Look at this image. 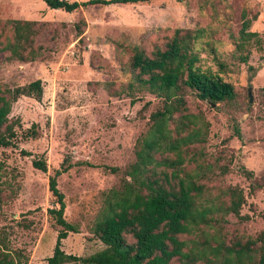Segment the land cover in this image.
Listing matches in <instances>:
<instances>
[{
    "label": "rangeland",
    "instance_id": "374dc122",
    "mask_svg": "<svg viewBox=\"0 0 264 264\" xmlns=\"http://www.w3.org/2000/svg\"><path fill=\"white\" fill-rule=\"evenodd\" d=\"M243 13L257 15L250 26L256 35L242 51L249 53L247 63L235 49ZM8 19L37 22L35 46L41 52L28 62L0 53V88L35 79L43 86L40 101L21 96L12 104L9 117L19 119L17 146H0V239L15 264H46L53 253L58 226L48 209L58 204L48 181L63 167L57 185L64 217L77 227L62 239L63 250L88 256L104 247L91 231L102 193L120 187L121 171L135 159L136 142L161 105L147 92L136 93L139 99L131 102L134 48L150 54L177 28L200 31L202 37L193 42L200 64L217 69L215 48L225 64L223 75L239 93L238 107L188 99L189 110L201 114L208 128L205 142L196 144L204 152L198 161L219 157L226 166L206 182L210 192L237 185L245 196L239 215L221 222L222 232L229 239L246 238L264 228V0H151L90 4L74 12L52 9L43 0H0L3 36L9 34ZM34 123L37 136L26 135ZM34 157L45 159L46 172L32 165ZM243 167L253 174L247 176Z\"/></svg>",
    "mask_w": 264,
    "mask_h": 264
},
{
    "label": "trees",
    "instance_id": "16d2710c",
    "mask_svg": "<svg viewBox=\"0 0 264 264\" xmlns=\"http://www.w3.org/2000/svg\"><path fill=\"white\" fill-rule=\"evenodd\" d=\"M43 1L52 9L74 12L90 4H136L151 0ZM245 15L242 14L235 41L237 58L243 63L248 62L249 53L243 52L256 35L250 26L252 19L257 18L256 14ZM36 23L6 20L4 26L9 34L0 33V53L6 52L7 59L22 62L38 57L41 47L35 46ZM77 28L81 32L79 24ZM201 37L200 31L177 28L164 47L156 46L150 54L134 48L132 79L128 84L131 102L139 99L136 93L147 92L158 97L161 105L151 112L150 126L136 142L135 159L121 171L120 187L102 193V205L91 231L104 247L88 256L63 250L62 239L69 232H76L77 227L64 217V195L57 185V178L66 167L56 169L48 185L58 207L48 209V213L58 229L53 253L46 264H264V228L254 237L229 239L220 226L226 215H239L245 202L242 188L230 185L213 194L206 182L212 179L216 168L224 173L226 166L219 157L212 162L206 158L198 161L204 152L196 144L205 142L208 128L201 114L189 110L188 99L238 107L239 95L234 83L223 75L225 64L214 52L215 48L211 50L217 69L200 64L193 42ZM261 92L264 98V87ZM42 95L40 79L0 88V146H17L19 119L9 117L12 104L21 96L40 101ZM35 127L32 124L26 135L37 136ZM234 131L240 136L237 123ZM32 165L47 171L43 157H34ZM243 169L247 176L253 174ZM110 170L120 171L117 167ZM6 248L5 244L0 248V264H15Z\"/></svg>",
    "mask_w": 264,
    "mask_h": 264
}]
</instances>
